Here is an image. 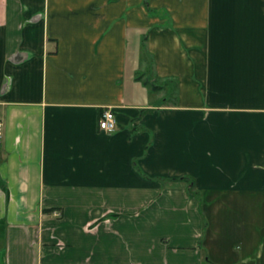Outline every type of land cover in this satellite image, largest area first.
I'll use <instances>...</instances> for the list:
<instances>
[{"label": "crops", "instance_id": "1", "mask_svg": "<svg viewBox=\"0 0 264 264\" xmlns=\"http://www.w3.org/2000/svg\"><path fill=\"white\" fill-rule=\"evenodd\" d=\"M0 123V264H264V0H0Z\"/></svg>", "mask_w": 264, "mask_h": 264}, {"label": "built area", "instance_id": "2", "mask_svg": "<svg viewBox=\"0 0 264 264\" xmlns=\"http://www.w3.org/2000/svg\"><path fill=\"white\" fill-rule=\"evenodd\" d=\"M99 129L106 133H113L116 130V118L111 109H106L102 112L99 119ZM2 132V124L0 123V135ZM53 216L60 217L59 212H53Z\"/></svg>", "mask_w": 264, "mask_h": 264}, {"label": "rangeland", "instance_id": "3", "mask_svg": "<svg viewBox=\"0 0 264 264\" xmlns=\"http://www.w3.org/2000/svg\"><path fill=\"white\" fill-rule=\"evenodd\" d=\"M141 56H140V62H144V65L145 64H147L148 63V58H147V55L144 53V51L142 50L141 51ZM142 60V61H141ZM160 94H162V93H160ZM152 96L154 95V94H151ZM161 97H163V95H160V98ZM153 99H156V97L155 96H153ZM157 100V99H156ZM169 101V100H168ZM171 101H173V98L171 99Z\"/></svg>", "mask_w": 264, "mask_h": 264}, {"label": "trees", "instance_id": "4", "mask_svg": "<svg viewBox=\"0 0 264 264\" xmlns=\"http://www.w3.org/2000/svg\"><path fill=\"white\" fill-rule=\"evenodd\" d=\"M142 79V77L141 76H139V77H136V80H141ZM145 83V82H144ZM144 86H148V82H146L145 84H143ZM156 88H158L157 86H153V89H156Z\"/></svg>", "mask_w": 264, "mask_h": 264}]
</instances>
